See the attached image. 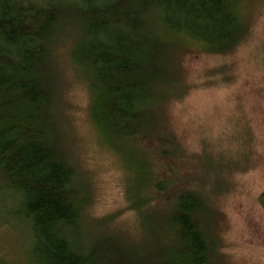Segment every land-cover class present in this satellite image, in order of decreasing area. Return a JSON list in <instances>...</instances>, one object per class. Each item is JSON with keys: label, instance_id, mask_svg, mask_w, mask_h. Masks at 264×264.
Returning a JSON list of instances; mask_svg holds the SVG:
<instances>
[{"label": "trees", "instance_id": "trees-1", "mask_svg": "<svg viewBox=\"0 0 264 264\" xmlns=\"http://www.w3.org/2000/svg\"><path fill=\"white\" fill-rule=\"evenodd\" d=\"M241 5L0 0V178L29 225L37 264H214L199 191H175L166 212L149 205L141 210L137 242L105 232L91 241L84 234L83 193L61 138L54 52L70 31L72 59L91 93L92 120L125 158L129 143L160 130L167 99L183 95L180 48L193 41L208 54H224L240 44L247 31ZM152 164L147 158L138 163V190L164 192L171 182L152 180ZM260 202L264 207V192Z\"/></svg>", "mask_w": 264, "mask_h": 264}, {"label": "rangeland", "instance_id": "rangeland-1", "mask_svg": "<svg viewBox=\"0 0 264 264\" xmlns=\"http://www.w3.org/2000/svg\"><path fill=\"white\" fill-rule=\"evenodd\" d=\"M241 14L247 31L233 50L208 54L193 41L180 48L183 95L167 99L160 130L129 143L125 158L92 120L91 93L72 59L70 31L56 46L62 144L83 193L81 228L91 241L104 232L139 241L140 211L149 205L166 212L175 191L187 189L204 198L202 223L214 243V264H264V0H242ZM144 158L153 163L152 180L171 182L169 189L138 190L136 169ZM2 182L0 264H37L29 225Z\"/></svg>", "mask_w": 264, "mask_h": 264}, {"label": "bare ground", "instance_id": "bare-ground-1", "mask_svg": "<svg viewBox=\"0 0 264 264\" xmlns=\"http://www.w3.org/2000/svg\"><path fill=\"white\" fill-rule=\"evenodd\" d=\"M58 70V69H57Z\"/></svg>", "mask_w": 264, "mask_h": 264}]
</instances>
